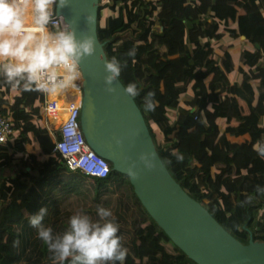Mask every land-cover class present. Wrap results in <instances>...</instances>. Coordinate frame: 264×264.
Wrapping results in <instances>:
<instances>
[{
  "label": "trees",
  "instance_id": "16d2710c",
  "mask_svg": "<svg viewBox=\"0 0 264 264\" xmlns=\"http://www.w3.org/2000/svg\"><path fill=\"white\" fill-rule=\"evenodd\" d=\"M225 32L250 44L239 56L240 82L230 77L232 52L213 42ZM98 37L108 59L120 60L121 82L140 88L135 101L174 179L242 243L264 241V194L255 191L264 187V159L253 148L264 141V0H112L99 7ZM12 89L18 94L10 100ZM149 91L157 106L145 112ZM41 99L0 76V108L11 113L16 134L0 145V169L18 167L15 176L0 179V264H60L37 238L30 215L46 208L42 223L56 235L74 214L97 221L98 205L110 208L119 225L127 249L123 264H198L157 224L130 178L111 162L107 178L67 171L40 121ZM169 108L179 109L174 122ZM243 136L248 139L237 140ZM174 150L183 154L182 162ZM248 196L252 202L241 206Z\"/></svg>",
  "mask_w": 264,
  "mask_h": 264
},
{
  "label": "clouds",
  "instance_id": "9594fccd",
  "mask_svg": "<svg viewBox=\"0 0 264 264\" xmlns=\"http://www.w3.org/2000/svg\"><path fill=\"white\" fill-rule=\"evenodd\" d=\"M70 0H0V76L13 88L25 92L37 91L52 95L73 87L79 79L81 61L96 52L94 37L84 33L77 38L76 21H66L63 26L54 23V15L69 7ZM87 24L94 22V16L85 17ZM136 50L130 49L129 57ZM104 85L109 94L116 92L114 84L119 82L122 65L117 57L104 61ZM124 94L134 100L140 95L137 83L122 85ZM157 106L155 93L147 92L143 97L145 112L154 111ZM117 143H121L117 140ZM254 151L264 159V141H258ZM172 155L182 162L183 154L174 150ZM139 161L147 170L155 168L152 153H141ZM137 162L127 164L129 177L138 178ZM255 191L264 194V187L256 186ZM252 196L241 202V206L251 203ZM47 209L29 217L30 225L36 229L41 240L55 261L63 264H123L127 249L122 246L117 235L119 225L110 208L98 205L97 216L93 221L88 215L77 213L68 221V228L62 234H53L51 227L44 223ZM19 241H14V246Z\"/></svg>",
  "mask_w": 264,
  "mask_h": 264
},
{
  "label": "water",
  "instance_id": "95a60500",
  "mask_svg": "<svg viewBox=\"0 0 264 264\" xmlns=\"http://www.w3.org/2000/svg\"><path fill=\"white\" fill-rule=\"evenodd\" d=\"M99 7L100 0H70L69 7L58 13L66 21H76L77 38L86 33L96 41L95 54L80 64L83 79L80 123L87 142L112 163L115 171L127 175V164L137 162L138 178L127 175L135 193L170 239L198 264H264V241L251 237L249 243H242L174 179L157 150L141 109L135 99L130 100L124 94L121 80L114 84L115 93L105 91L104 61L108 57L98 37ZM88 15L94 16L91 25L85 19ZM149 152L156 164L152 170L145 169L139 161L141 153Z\"/></svg>",
  "mask_w": 264,
  "mask_h": 264
},
{
  "label": "built area",
  "instance_id": "2783aa9c",
  "mask_svg": "<svg viewBox=\"0 0 264 264\" xmlns=\"http://www.w3.org/2000/svg\"><path fill=\"white\" fill-rule=\"evenodd\" d=\"M111 1L100 0V6L110 4ZM65 22L62 14L54 15V23L63 26ZM81 79L80 70L79 79L76 82H80ZM74 87L75 85L71 88ZM39 93L42 95L40 121L47 119V129L56 137L54 151L61 155L67 171L71 173L80 171L93 178H107L111 172L110 162L92 149L81 128L82 86H79L78 97L72 95V99L64 105H62L61 93L52 95ZM63 110H66L67 116L57 125V120ZM14 135L16 134L11 113L0 108V145L11 141Z\"/></svg>",
  "mask_w": 264,
  "mask_h": 264
},
{
  "label": "rangeland",
  "instance_id": "374dc122",
  "mask_svg": "<svg viewBox=\"0 0 264 264\" xmlns=\"http://www.w3.org/2000/svg\"><path fill=\"white\" fill-rule=\"evenodd\" d=\"M108 14H109V11H105L104 15L107 16ZM233 25H235V24L233 23ZM213 42H214L216 47H218V45H221V44L225 45L234 55L235 62L238 60V55H239L240 51L244 47H247V44L244 42L243 39L233 38V37L229 36V34L227 32L225 33L224 37H221L219 39H215ZM237 62L235 63V68H234L233 73L230 74L231 80L233 82H240V80H241V72L238 69V63ZM187 99H188V97L186 95L183 96V98L181 99L182 105L185 103V101ZM61 100L63 102L62 105H64L66 103V100L63 98H61ZM230 113L232 114V111H230ZM177 114H178V109H171L168 113V116H169L171 121H174ZM64 119H65V116L63 115V113L61 111V116L58 119L57 125H59L62 121H64ZM219 125H220L221 129L223 130L224 126H225L224 120H220ZM158 140H159V142L163 141V136L161 135L160 138H158ZM237 140L244 142L247 140V138H246V136H243V137H239Z\"/></svg>",
  "mask_w": 264,
  "mask_h": 264
},
{
  "label": "crops",
  "instance_id": "0c3cea01",
  "mask_svg": "<svg viewBox=\"0 0 264 264\" xmlns=\"http://www.w3.org/2000/svg\"><path fill=\"white\" fill-rule=\"evenodd\" d=\"M226 33V32H225ZM229 34V33H228ZM230 36V35H229ZM224 37V36H223ZM241 39H242V37H240ZM244 40V42L247 44V47H244V48H250V44L249 43H247L246 41H245V39H243ZM243 48V49H244ZM242 49V50H243ZM241 50V51H242ZM241 51H240V53H241ZM240 53H239V55H238V68H239V65H240V61H239V56H240ZM234 56V55H233ZM234 61H235V57H234ZM235 62V63H236ZM233 73V72H232ZM16 94H18V91L16 90V89H12L11 90V92L9 93V94H7L6 96H7V98L8 99H10V100H12L13 99V97L16 95ZM72 95H75L76 97H78V95H79V91L77 92V90L76 91H73L72 90V88H69V89H67V90H65L64 92H61V95H60V97L61 98H63V99H65L66 100V104L68 103V101L70 100V99H72ZM185 96V95H184ZM187 97H188V99H189V94H187L186 95ZM74 98V97H73ZM183 98V97H182ZM182 104V103H181ZM185 104H183L182 106H184ZM171 109H178V108H169V111L171 110ZM178 112H179V109H178ZM62 113H63V115L65 116V118H66V116H67V114H66V110H64V111H62ZM178 115V114H177ZM177 115H176V117H177ZM176 119V118H175ZM175 121V120H174ZM174 121H172V122H174ZM41 123L44 125V126H46L47 127V125H48V121H47V119H44V120H42L41 121ZM57 123H58V120H57ZM51 136H52V138H53V140H55V135L54 134H50ZM246 138L248 139V137L246 136ZM28 150L29 151H31V146L29 145L28 146ZM17 170H18V167L16 166V165H11L10 167H8V168H5V169H0V179H2V178H4V177H6V176H15V174H16V172H17Z\"/></svg>",
  "mask_w": 264,
  "mask_h": 264
},
{
  "label": "bare ground",
  "instance_id": "6f19581e",
  "mask_svg": "<svg viewBox=\"0 0 264 264\" xmlns=\"http://www.w3.org/2000/svg\"><path fill=\"white\" fill-rule=\"evenodd\" d=\"M79 86H83V79L80 80V82H75V87L72 88L73 91H76L77 92L79 91Z\"/></svg>",
  "mask_w": 264,
  "mask_h": 264
}]
</instances>
